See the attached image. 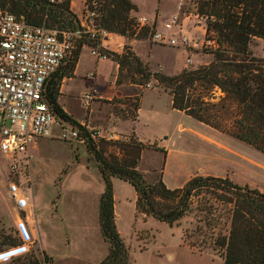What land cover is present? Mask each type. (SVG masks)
I'll list each match as a JSON object with an SVG mask.
<instances>
[{
  "label": "trees",
  "instance_id": "trees-1",
  "mask_svg": "<svg viewBox=\"0 0 264 264\" xmlns=\"http://www.w3.org/2000/svg\"><path fill=\"white\" fill-rule=\"evenodd\" d=\"M93 1L98 13L95 23L108 33L129 39L151 37L155 23L138 28L137 19L131 16L137 7L131 0H85V4L92 7ZM194 3L196 13L205 19L206 39L216 44L210 50V62L168 75L152 71L129 45L117 53L102 47L101 40L83 35L76 39L66 62L46 82L45 97L53 112L83 128L61 108L57 98L63 77L73 74L82 46H98L117 63L116 85L122 83L123 71L128 73L131 83L140 86H145L153 77L171 95L173 108L264 153V58L253 55L249 49L252 39L264 40V0H194ZM0 7L33 25L71 30L80 26L79 18L70 9V0H0ZM141 91L132 103L136 108ZM99 140L97 143L86 137L84 141L105 184L99 197L98 221L101 235L108 243V252L98 264H133L129 248L115 224L112 177L123 179L134 187L136 215L144 219L151 216L170 226L177 225L193 211L196 196L211 195L225 207V221L228 222L227 233L211 235L210 242L223 264H264L263 191L233 182L227 176L201 174L191 176L180 187L169 188L161 172L154 181H148L137 169L145 147L142 142L133 139L129 143L114 142L121 156H107L103 149L106 141ZM218 209L211 203L205 204L200 208L204 214L197 221H203L208 228L216 227L223 213ZM17 243L15 238H10L2 245ZM6 264H51V258L44 252L37 256L29 251L11 258Z\"/></svg>",
  "mask_w": 264,
  "mask_h": 264
},
{
  "label": "rangeland",
  "instance_id": "rangeland-1",
  "mask_svg": "<svg viewBox=\"0 0 264 264\" xmlns=\"http://www.w3.org/2000/svg\"><path fill=\"white\" fill-rule=\"evenodd\" d=\"M134 2L138 4L140 14L142 15H151L158 6L161 8L162 13L168 15L179 9L180 19H182V16H187L185 22L186 28L192 26V28L196 30V32L191 35V38L198 37L199 31L201 30L199 25H203V28H205V19H201V17L197 15L194 0H134ZM81 5L82 0H74L75 9H79ZM145 40H148L150 44L154 43L150 38ZM135 46L141 58L145 62H148L152 71H161L168 75H174L180 72L178 70L181 69L184 63L187 68H193L203 64L202 62L212 59V54L210 53L212 47H203L194 50L196 54L189 57L186 54L187 49L183 47L171 48L168 46H155L149 50L147 42L144 41L138 42ZM249 49L253 55L264 58V40L259 38L252 39L249 44ZM206 54L210 55L207 56ZM187 58H190L191 62H187ZM90 71L95 73V80L86 77V74ZM113 73H115L114 64L110 60H97L89 54L88 48H84L79 74L75 77L76 79L69 84L72 88L74 85L83 86V89H78L76 92L80 98L85 94L91 95L92 88L95 87L96 82L101 85L104 93H109L114 88L113 82L111 83ZM149 83L151 87L164 90L153 77L150 79ZM127 84L133 86V89L131 88V94L119 98L113 97L110 100L112 103L132 106L138 91L142 88H147L146 86L131 83L128 73L123 71L122 83L119 85ZM156 91L157 89L142 90L141 96L143 92H145V94L143 98H141L140 105L144 115L149 114L150 104L153 110L156 108L159 115H162V118H160V121L156 124H159L162 120V132H164L168 131L169 124L178 120V115H176V117L167 111V94L162 91V95L157 97V95H155L157 94ZM218 94L219 92L216 91V95ZM212 101H215V99ZM71 111L76 117H84L87 113V105L82 101H71ZM117 113L118 115L121 114L120 112ZM131 117H133V115L130 116V118ZM195 121V118H184L183 122L196 125L194 123ZM93 122L94 123L90 124L91 126L96 124L95 120ZM149 123L148 127H144L145 129L143 127L140 128V131L145 133L142 140L146 141L144 143L142 142L145 145L142 150H154L156 148L154 142L159 140L157 134L154 135L155 131H157L156 124L152 125V122ZM207 127L209 129L198 127V129L206 131V133L212 137H208L207 141L194 138L189 140V137L182 134V136L186 137L188 140L186 147L182 139L173 138V141L169 144L172 150L176 149V146H174L175 143H177L180 148L182 142L183 146L181 147L183 149H181L187 151V156L181 157L178 154L174 155L175 153L173 152L168 160H166L163 154L160 155L159 153L149 150L142 152L143 167L160 169L151 170L147 178H145L148 181H154L158 177L159 172L163 170V182L167 187L175 188L180 187L181 180L187 173L201 171V175L227 176L238 184H248L251 187L260 185L264 187V153L225 132H220L208 125ZM102 128L107 129L108 127ZM124 134L127 135L129 139L123 143H129L132 139L137 140L132 133ZM99 141L100 140L97 139V143H99ZM105 141L106 143L103 145L105 155L121 156L118 147L114 144L115 141ZM189 143H191V145ZM163 145H165L164 141ZM28 151L30 160L27 165L21 166L22 171L17 179L21 190L29 197L31 202L36 204V209L47 206L48 214H53L58 227L61 226L64 230L76 231L77 235H82L83 231H85L94 239L95 236L99 234V228L96 223L97 216L95 217L94 213V194L98 187L103 185V181L99 170L92 167L96 165V163L90 157L85 143L78 141H62L54 138H39L30 145ZM9 163L10 161L0 154V187L2 188L0 191V248L5 246L2 245L3 241L14 238L15 210L19 212L13 207L15 203L10 193L6 191L8 189ZM162 167L163 169H161ZM131 186L132 185L128 182L119 178L114 181V187L112 186L124 220L134 212L131 202L134 189ZM210 203L217 206L223 212L218 225L212 228L206 227L201 220L197 221V219L204 214L200 211V208ZM192 206L194 208L193 211L184 216L177 226H180L183 233H186V236H184L186 242L194 244L196 249L214 251L210 245L212 239L211 235L217 232H221L222 234L227 233L228 222L225 221V207L219 202H216L214 197L206 193H201L199 196H196ZM19 213L21 214L22 212ZM60 218L62 220H60ZM143 225L144 229L153 231L154 233L140 232L138 238H148L149 241L146 243L149 244L150 248H156L166 244L164 232L169 231V225L167 223L150 216L149 221L143 223ZM160 232L161 234H159ZM154 234L156 239L151 240ZM139 243L140 242L133 241L134 245ZM130 250L131 248H129V254ZM29 251L40 256L36 243L31 242L24 246V252L27 253ZM214 252L217 253L216 251ZM164 256L166 257V254ZM8 262L9 260L1 264H6Z\"/></svg>",
  "mask_w": 264,
  "mask_h": 264
},
{
  "label": "crops",
  "instance_id": "crops-1",
  "mask_svg": "<svg viewBox=\"0 0 264 264\" xmlns=\"http://www.w3.org/2000/svg\"><path fill=\"white\" fill-rule=\"evenodd\" d=\"M131 1L137 7V10H133L131 12V16H134L136 18L144 17L146 18L147 22H149L150 24L155 23L158 29H163V23L168 21L172 16L174 15L180 16L179 9L176 12H173L168 15L166 13H162V10L159 6L156 9H154V12L151 15H142L140 14V9L138 4L134 2V0ZM84 4H85V0H82L81 7L79 9H75L74 0H70V9L77 15L79 20L82 18ZM186 17H187L186 15L182 16L181 21L188 35L191 36L196 32V30L195 28H192V26L186 28V23H185ZM199 26L201 30L199 31L198 37H196L198 39V47L193 49L185 48L187 49L186 54L189 57L191 55L194 56L196 54L194 50L201 49V42L205 37V28H203V25H199ZM140 41L147 42L149 50L155 46H160V47L168 46L171 48L175 47L169 44H160L155 41L153 44H150L148 40L145 39H129L125 36L116 33H108L106 37L101 40V45L102 47L115 51L117 53H121L123 51L124 46L129 45L131 49L140 57V59L144 63L148 64V62H145L141 58L140 54L136 50L135 45ZM84 48H88L89 54L92 55L95 59L110 60L114 64L115 73H113V77L111 80V83L113 82L114 84V88L111 92L104 93V90L102 89L101 85H99L96 82L95 87L92 88L91 95L85 94L88 95V97L83 95V97L80 98V96H78V93L76 92L78 89H83V86L74 85V87L72 88L71 85L69 84L74 79H76L75 77L79 74V69L82 64ZM206 55L208 56L210 54H206ZM210 61L211 60H208L202 63L206 64ZM185 67L186 64L184 63L181 69ZM117 69L118 67L116 62H114L110 58H97L94 54L90 52V46L84 44L82 46L80 55L78 57V61L75 65L73 74L69 77H63L62 79L57 101L61 106V108L66 113L70 114L80 124H85L88 127L97 128L101 130H109L112 132L117 131V133L118 132L119 133L122 132L123 134L132 133V135L135 138H137L138 141L144 143L146 141H143L142 139L145 133L143 131H140V128L148 127V124H150L149 122H152L151 123L152 125L156 124L158 121H160L162 115H159L156 108L153 110L151 104H150L149 114H145V115L143 114L140 102L145 92H143L142 96L140 97L139 107L137 108L134 107L133 105L130 106L121 103H112L110 101L113 97L119 98L122 96L130 95L131 88L133 87L131 86V84L118 85V86L115 84ZM181 69L178 71H181ZM92 80H95V76ZM148 89H157L156 91L157 94H155L157 95V97L162 95V91L163 93L167 94L168 97L167 111H169L171 115H175V116L178 115V120H175L171 124H169L168 131H164V132H162V120L159 124H156L157 131H155L154 135L157 134V136L159 137V140L154 142L156 148L154 150L144 149L142 150V152L149 150L155 153H159L160 155L163 154L164 157H166V160H168V158L172 155L173 152L175 153L174 155L178 154L181 157L187 156L188 155L187 151L182 150L183 148L181 147L183 146V143L184 146L187 147L188 140L186 139V137H189V140H192L194 138V139H201L203 141H207V138L211 137L209 134L206 133V131L198 129V127L209 129L207 125L199 122L198 120L195 119L196 121L194 123L196 125L183 122L184 118L190 119L193 117L185 114L181 110L172 107V99L169 92L162 89H158L156 87H147V88H142L141 90H148ZM74 100L75 101L77 100L79 102L82 101L87 105V113L85 114L84 117H76L72 113L71 101ZM117 112H120L121 114L118 115ZM132 115L133 117L130 118V116ZM94 120L96 124L94 126H91L90 124L94 123L93 122ZM102 127H108V128L103 129ZM182 134L186 135V137H183ZM174 137H176L179 140L182 139L183 143L181 142L180 148L177 145V143H175L174 146H176V149L172 150L169 144L173 141ZM163 141L165 145H163ZM189 144L191 145V143ZM142 161H143V157L140 156V160L137 168L139 171H141L144 174L146 178L148 174L151 172V170H156V169L160 170L159 168L149 169L143 167ZM92 167L98 169L97 164L93 165ZM161 169H163V167ZM162 171H160L161 172L160 174L163 179ZM199 173L201 174L202 172L196 171L193 173H187V175L181 180V184L179 186H182L184 182L188 180L191 176ZM117 178L118 177H112L111 179L113 187H114V181ZM104 187L105 184L103 181V185L102 186L100 185V187H98V189L94 194L95 197L94 213H95V217L97 216L96 223L98 228H99V221H98L99 197L102 191L104 190ZM257 187L264 192V187H261L260 185H256V188ZM1 190L2 188L0 187V191ZM6 191L8 192V189ZM113 197H114V214H115L116 228L120 236L122 237L123 241L129 246V248H131L130 260L132 261L133 264H223L222 257H220L214 251L198 250L194 246H190V244H188V242H186V240L184 239L182 228L180 226H177L176 224L172 226L169 225L168 228L169 231L164 232L166 236L165 245L158 246L156 248H150L149 244L146 243L149 241L148 238L147 239L138 238L140 232H151V233L154 232L143 228L144 226L143 223H147L149 221L150 216L144 219L142 215L138 214L136 216L135 214L136 213L135 201L137 197L135 189L131 200L134 212L126 220H124V217L122 216L121 208L119 207V202L116 199L115 191H113ZM13 207L15 208V205H13ZM48 213L49 212L47 206H43L40 209L38 208L36 209V204L30 201V206L28 207V209H26L21 214L15 210L14 225L16 227V224L20 219L27 225L33 237L32 242L37 244L40 252H44L51 258V264H98L105 257V255L108 252V243L103 239L100 229H99V234H97V236H95L94 239L89 236L88 232L85 231H83L82 235H77L76 231L64 230L61 226L58 227L56 225V221L54 220L55 218L53 217V214H48ZM60 220L62 219L60 218ZM159 234H161V232ZM155 237L156 236L154 234L151 240H155L156 239ZM133 241L135 242L137 241L140 243L134 245ZM163 254L164 255L166 254V257Z\"/></svg>",
  "mask_w": 264,
  "mask_h": 264
},
{
  "label": "built area",
  "instance_id": "built-area-1",
  "mask_svg": "<svg viewBox=\"0 0 264 264\" xmlns=\"http://www.w3.org/2000/svg\"><path fill=\"white\" fill-rule=\"evenodd\" d=\"M95 5L94 1L92 7L84 4L80 26L74 30L33 25L22 16L18 17L0 7V154L10 161L7 187L19 212L28 209L30 200L21 190L17 179L22 171L21 166L27 165L30 160L29 147L37 139L78 142H84L86 137L115 142L129 139L119 132L85 124H82L83 128L75 126L59 118L45 97L48 78L69 58L76 39L86 35L102 40L108 34L95 23L98 15ZM136 19L138 28L152 26L144 17ZM150 39L175 47H198V39L188 35L179 15L164 22L163 29H158L155 24ZM215 46L214 40L206 39L205 29L201 48ZM90 52L97 58H108L98 46H90ZM186 60L190 62V58ZM94 76L92 71L86 74L88 79ZM145 86L151 87V84ZM13 237L18 243L0 248V263L24 254V246L33 241L29 228L21 219L16 224Z\"/></svg>",
  "mask_w": 264,
  "mask_h": 264
}]
</instances>
